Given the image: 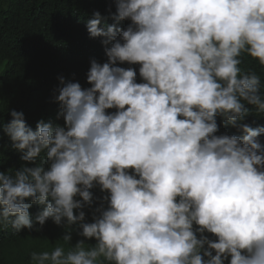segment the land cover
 <instances>
[{
  "label": "clouds",
  "instance_id": "9594fccd",
  "mask_svg": "<svg viewBox=\"0 0 264 264\" xmlns=\"http://www.w3.org/2000/svg\"><path fill=\"white\" fill-rule=\"evenodd\" d=\"M115 7L109 17L126 28L101 27L99 11L86 24L107 57L90 61L91 86L59 78L64 126L41 119L33 131L11 111L12 147L40 163L0 172V227L33 229L36 203V223L69 233L67 250L31 251L28 264H264V127L242 123L245 105L264 114V80L241 67L247 56L264 69V0ZM217 116L244 134L215 135ZM96 185L108 195L86 222ZM73 225L96 243L69 246Z\"/></svg>",
  "mask_w": 264,
  "mask_h": 264
},
{
  "label": "trees",
  "instance_id": "16d2710c",
  "mask_svg": "<svg viewBox=\"0 0 264 264\" xmlns=\"http://www.w3.org/2000/svg\"><path fill=\"white\" fill-rule=\"evenodd\" d=\"M115 6L116 0H0V172H8L9 169L14 172L22 166L32 167L40 163L39 157L35 164L21 160L24 151L12 147L13 142L4 132V126L11 120L10 113L22 112L26 125L33 131L41 119L64 126L63 116L59 115L60 105L55 99L59 94L58 88L63 86L59 78L63 77L65 82H79L82 88L91 86L87 82L90 61L95 59L102 64L107 62V57L105 46L101 44L103 38L90 37L86 24L94 11L109 17V11L115 13ZM105 23L124 29L131 21L117 22L109 17L100 26ZM117 66L132 67L136 72L140 68L139 64L127 62ZM241 67L244 70L255 69L264 80V69L250 57L245 56ZM143 82L137 77V83ZM245 106L251 109V114L242 123L252 128L264 127V114L256 112L254 106ZM115 111L106 109L109 113ZM216 119L218 131L215 135L244 134L225 124L221 117ZM259 140L264 146V135ZM133 171L128 169L130 174ZM90 191L94 199L90 207L83 209L86 222H93L94 214L99 216L95 209L100 207L101 198L108 195L107 190L102 192L99 185ZM107 206V201H104V208ZM44 207L33 203L29 208L34 225L31 230L21 229L14 234L11 228L5 230L0 227V264H28L31 251H52L60 245L67 250L68 245L61 240L69 234L64 227L57 226L51 219L43 226L35 222V216ZM37 228L40 230L36 231ZM79 231L77 226H71L69 246H74L79 240H85L88 245L96 243L93 238L80 236ZM204 235L217 239L211 233L205 232ZM229 261L230 257L224 264H229Z\"/></svg>",
  "mask_w": 264,
  "mask_h": 264
}]
</instances>
